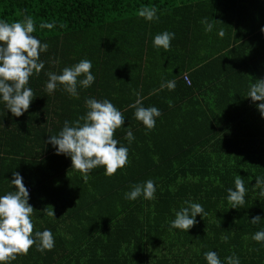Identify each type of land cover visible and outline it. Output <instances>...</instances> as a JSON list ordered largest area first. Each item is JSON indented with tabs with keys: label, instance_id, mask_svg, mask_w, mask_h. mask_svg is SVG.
I'll return each instance as SVG.
<instances>
[{
	"label": "trees",
	"instance_id": "trees-1",
	"mask_svg": "<svg viewBox=\"0 0 264 264\" xmlns=\"http://www.w3.org/2000/svg\"><path fill=\"white\" fill-rule=\"evenodd\" d=\"M144 5L156 6L158 21L138 16ZM230 12L232 29L245 12L259 27L264 25L263 0H0V19L11 23L31 16L37 24L33 35L49 45L40 56L45 68L30 77L35 97L28 111L15 117L0 103V195L15 191L10 181L13 172H19L34 209V232L50 229L55 246L41 252L34 245L11 264H207L203 254L210 250L221 260L234 253L241 264H264V245L251 238L264 230V195L255 184L264 177V116L257 107L261 102L247 97L264 75L248 78L245 91L227 100V92L211 97L205 93L210 103L199 99L194 92L200 86L194 82L187 87L183 81L176 84L181 89L174 95L162 91L146 98L144 107L162 112L152 130L135 119V108L119 106L127 118L114 138L129 148V162L112 176L101 166L85 183L71 158L57 155L48 143L65 120L74 122L88 109L74 102L62 85L46 92V73L60 74L64 67L89 59L94 85L112 86L113 69L123 78L118 89H127L136 79L141 81L140 68L155 49L156 34L174 32L171 45L188 60L190 51L204 46L206 34L212 32H206L201 21L207 18L214 26L218 16ZM42 21H55L57 27L40 30ZM141 51L138 62L131 54ZM205 60L204 55L195 65ZM128 75L132 79L126 82ZM115 97L120 99L119 94ZM181 103L190 111L185 120L176 119ZM128 130L135 136L131 144ZM237 175L247 193L244 205L233 209L227 189L234 188ZM148 179L157 184L154 200L125 199L132 185ZM189 199L202 204L207 215H198L188 232L170 229L174 209ZM256 216L262 219L250 223Z\"/></svg>",
	"mask_w": 264,
	"mask_h": 264
},
{
	"label": "clouds",
	"instance_id": "clouds-1",
	"mask_svg": "<svg viewBox=\"0 0 264 264\" xmlns=\"http://www.w3.org/2000/svg\"><path fill=\"white\" fill-rule=\"evenodd\" d=\"M157 13L155 5H144L138 9V16L149 22L159 20ZM201 23L206 26V32L213 30V24L207 18ZM38 27L40 30L51 31L57 24L55 21H42ZM36 31L37 24L31 16L26 15L23 19L11 23L0 19V103L15 117L27 112L35 97L33 89L28 86L30 77L39 75L45 68L40 56L48 50L49 45L33 35ZM218 35L222 37L224 32L221 30ZM174 39L175 33L165 30L153 37L152 44L157 49L163 48L167 51ZM92 69V61L82 59L72 66L64 67L60 74L48 72L45 90L52 93L58 85H62L63 90L70 96L78 97V85L86 89L95 83L96 77ZM175 87V81L170 80L162 83L160 90L167 88L171 91ZM136 95L137 100L129 107L135 108V119L142 122L146 129L152 130L162 112L156 106L144 107L139 93ZM247 97H251L253 102H261L257 107L264 116V79L257 80L252 85ZM85 104L88 109L85 115L74 122L65 120L59 133L49 136L48 143L55 148L57 155L63 154L71 158L72 168L78 170L83 181L87 183L92 170L98 167L103 166L104 174L108 176L115 175L118 169H123L129 162V148L114 138L116 130L124 125L127 118L123 112L107 98H86ZM126 139L129 144L134 141L135 136L131 130L126 132ZM255 181L262 189L261 195H264V177H258ZM10 183L15 186V191L0 195V264H11L17 255L26 254L34 245L41 252L50 251L55 246V238L50 229L34 232V209L29 204V191L19 172H13ZM156 192V182L148 179L132 185L124 197L130 201L141 197L154 200ZM246 193L245 182L237 175L234 188L227 189V200L232 205L231 208L238 209L243 206ZM174 215L175 218L169 222L170 229L188 232L197 223L196 217H203L207 213L202 204L189 199L183 201L178 210L174 209ZM261 219L260 216L253 217L250 223L257 224ZM251 238L264 245V230L256 231ZM224 239L226 241L227 237ZM203 255L207 264H241L240 258L234 253L224 260L220 259L215 250L207 251Z\"/></svg>",
	"mask_w": 264,
	"mask_h": 264
},
{
	"label": "crops",
	"instance_id": "crops-1",
	"mask_svg": "<svg viewBox=\"0 0 264 264\" xmlns=\"http://www.w3.org/2000/svg\"><path fill=\"white\" fill-rule=\"evenodd\" d=\"M256 1L260 2V0ZM231 16L230 12L229 15L223 13L217 17L212 32L207 33L206 37L204 35L205 45L195 47V50L190 51V59L187 60L186 53L183 54V60L181 59L182 52L178 46L171 45L167 51L163 48H155L150 52L149 60L141 65L142 79L140 82V79H136L135 82L132 80L131 87L118 89V84L123 82V78L120 77L119 71L116 72L112 69V86L107 89L102 86L100 89L99 85L93 84L89 87V91L78 88L79 96L73 97V101L76 100V103L87 109L86 98L94 97L102 100L98 95L103 94L105 98L112 99V103L117 108L119 106L128 108L127 101L137 100L136 93H139L142 100L160 94L162 91L167 92L168 95H174L179 88L181 89V86H176L171 91L167 88L160 90L161 84L170 80H174L176 84L183 81L187 87L193 86L195 82L200 86V89L194 92L195 96L199 99L205 98L209 103L211 99L207 98L205 94L207 92H209V97L216 93L227 92L225 98L227 100V97L245 91L244 87L249 82L248 78L264 75V25L259 27V23L253 21L255 18L251 13L245 12L238 22L242 25L237 23V26L232 29L230 27ZM260 22L264 24V19ZM221 30L224 32L222 37L218 35ZM240 35H245V37ZM212 52L216 53L211 55ZM131 55H136L139 62L142 51L139 54L136 52ZM204 55L206 60L201 65H195L197 60ZM184 61L185 65L182 66ZM130 76L124 78L126 82L132 79ZM184 76L189 78V83L184 80ZM133 86L136 87V90H133ZM186 86L184 87L186 88ZM117 94L120 97L118 100L115 99ZM180 95L181 91H179L178 97ZM169 98L173 99L167 96V99ZM180 106L182 110L179 109L176 119L185 120L190 111L182 103Z\"/></svg>",
	"mask_w": 264,
	"mask_h": 264
},
{
	"label": "built area",
	"instance_id": "built-area-1",
	"mask_svg": "<svg viewBox=\"0 0 264 264\" xmlns=\"http://www.w3.org/2000/svg\"><path fill=\"white\" fill-rule=\"evenodd\" d=\"M184 80L189 83V78L187 76H184Z\"/></svg>",
	"mask_w": 264,
	"mask_h": 264
}]
</instances>
